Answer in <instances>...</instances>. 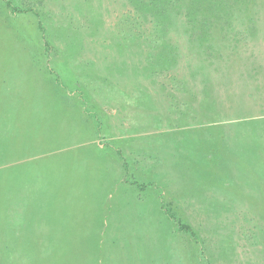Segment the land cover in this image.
<instances>
[{
  "label": "rangeland",
  "instance_id": "rangeland-1",
  "mask_svg": "<svg viewBox=\"0 0 264 264\" xmlns=\"http://www.w3.org/2000/svg\"><path fill=\"white\" fill-rule=\"evenodd\" d=\"M145 2L0 0V264H264V0Z\"/></svg>",
  "mask_w": 264,
  "mask_h": 264
},
{
  "label": "trees",
  "instance_id": "trees-1",
  "mask_svg": "<svg viewBox=\"0 0 264 264\" xmlns=\"http://www.w3.org/2000/svg\"><path fill=\"white\" fill-rule=\"evenodd\" d=\"M191 3V6L196 5L199 6V1L200 0H189ZM204 3H206L207 0H202ZM199 3V4H198ZM145 4H148L151 8H153L156 14H159V11H164L166 6L169 5L170 8H176L179 5V0H146ZM207 6H213L212 4L210 5V1H208ZM12 205H16L12 203ZM4 214V213H3ZM171 220L175 221L176 219L174 217H171ZM179 223L180 231H185V232H191V228L188 225L181 224Z\"/></svg>",
  "mask_w": 264,
  "mask_h": 264
},
{
  "label": "crops",
  "instance_id": "crops-1",
  "mask_svg": "<svg viewBox=\"0 0 264 264\" xmlns=\"http://www.w3.org/2000/svg\"><path fill=\"white\" fill-rule=\"evenodd\" d=\"M12 229V228H11ZM8 231V230H7ZM7 231H5V233L4 234H6L7 233ZM5 236H7V235H5ZM8 237V236H7Z\"/></svg>",
  "mask_w": 264,
  "mask_h": 264
}]
</instances>
